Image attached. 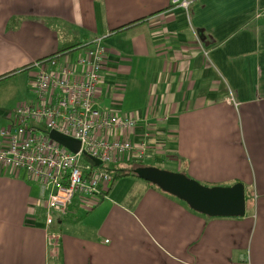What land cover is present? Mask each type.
Here are the masks:
<instances>
[{"label": "crops", "instance_id": "0c3cea01", "mask_svg": "<svg viewBox=\"0 0 264 264\" xmlns=\"http://www.w3.org/2000/svg\"><path fill=\"white\" fill-rule=\"evenodd\" d=\"M184 1L187 10L173 0H0V89L20 77L32 103L34 62L102 39L96 108L136 120L129 139L147 133L146 159L166 170L243 184L245 216H203L126 176L92 205L54 214L52 258L47 193L0 166V264H264V0ZM12 113L0 104V130Z\"/></svg>", "mask_w": 264, "mask_h": 264}, {"label": "built area", "instance_id": "2783aa9c", "mask_svg": "<svg viewBox=\"0 0 264 264\" xmlns=\"http://www.w3.org/2000/svg\"><path fill=\"white\" fill-rule=\"evenodd\" d=\"M172 5L188 8L184 0H173ZM260 17L264 12L257 15ZM101 42L95 39L79 49L76 57L34 62V101L19 104L10 126L0 130V166L11 173H23L47 193L44 229L52 258L58 256V236L50 232L54 214L63 217L74 204L90 206L104 198L113 182L109 170L128 163L144 166L149 152L147 133L137 144L128 137L136 129V120L95 106L106 57ZM50 131L78 141V152L52 141ZM83 157L89 164L82 163Z\"/></svg>", "mask_w": 264, "mask_h": 264}, {"label": "water", "instance_id": "95a60500", "mask_svg": "<svg viewBox=\"0 0 264 264\" xmlns=\"http://www.w3.org/2000/svg\"><path fill=\"white\" fill-rule=\"evenodd\" d=\"M49 138L72 153H77L79 150L78 141L56 131H50ZM92 161L96 166L100 165L99 161L95 159ZM132 174L206 217L243 218L245 216L246 199L244 186L241 183L206 187L185 174L164 171L151 166H138L132 170Z\"/></svg>", "mask_w": 264, "mask_h": 264}, {"label": "rangeland", "instance_id": "374dc122", "mask_svg": "<svg viewBox=\"0 0 264 264\" xmlns=\"http://www.w3.org/2000/svg\"><path fill=\"white\" fill-rule=\"evenodd\" d=\"M78 54H79V51H75L72 54H70L69 56L76 57ZM63 58H65V57H62V59ZM28 72L33 73L34 70H29V71L25 72V74H22V75H25L23 77V81H25L27 84H28V75H27ZM35 73H36V71L34 72V74ZM16 78L17 79H9V80L5 81L2 85V86H5V88L0 89V104L9 112L14 111L18 104L26 103V101H24L25 96H22V94H20V91L18 90V88H16L14 85V83H17L21 80L20 77H16ZM106 108H107V106H106ZM8 127H5V128H8ZM82 163L83 164H89L88 159L83 157ZM144 165L145 166L149 165L151 167H155V168H158L160 170L169 171V170H166L165 165H162L160 163H155L153 161H150V159H146L144 162ZM169 172H172V171H169ZM201 185L206 186V187H214V186L206 185V184H201ZM246 194H248V192H246ZM93 199L97 201L96 198H93Z\"/></svg>", "mask_w": 264, "mask_h": 264}, {"label": "trees", "instance_id": "16d2710c", "mask_svg": "<svg viewBox=\"0 0 264 264\" xmlns=\"http://www.w3.org/2000/svg\"><path fill=\"white\" fill-rule=\"evenodd\" d=\"M139 22H142V20H138V21H134V22H131L129 24H126V25L120 27L119 29L114 30V32H119L122 29L127 28V27L132 26V25H135V24H137ZM85 47H87V45H82V44H73V45H70V46H66V47L58 50L54 54L50 55L49 57L41 59V60H38V62H46V61H49V60H52V59L59 60V59H62V57L68 56V55L72 54L73 52L78 51L79 49H82V48H85ZM136 167H138V166H135L134 168H136ZM134 168L133 167H129V169H127L126 172L123 169H117V168L110 169L109 171L113 174V182H112V184L115 181H117L118 179L126 177V176H132L134 178H137L136 176H134L132 174V170ZM112 184L109 186L107 192L110 190ZM147 184H149V183H147ZM149 185L152 186V187H155V186H153L151 184H149ZM155 188L158 189L157 187H155ZM106 195H107V193H106ZM100 199H102V198H100ZM245 199H248V197L246 198V196H245Z\"/></svg>", "mask_w": 264, "mask_h": 264}]
</instances>
